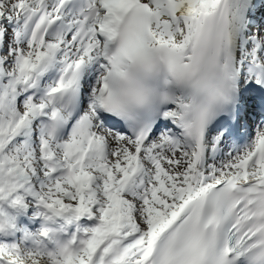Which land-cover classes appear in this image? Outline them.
Here are the masks:
<instances>
[{
	"label": "snow or ice",
	"instance_id": "6c2138e0",
	"mask_svg": "<svg viewBox=\"0 0 264 264\" xmlns=\"http://www.w3.org/2000/svg\"><path fill=\"white\" fill-rule=\"evenodd\" d=\"M0 264H264V0H0Z\"/></svg>",
	"mask_w": 264,
	"mask_h": 264
}]
</instances>
